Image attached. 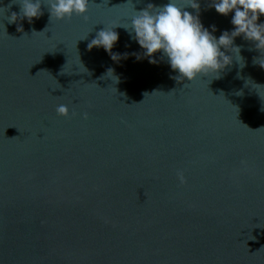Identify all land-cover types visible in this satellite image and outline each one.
<instances>
[{
	"label": "water",
	"instance_id": "obj_1",
	"mask_svg": "<svg viewBox=\"0 0 264 264\" xmlns=\"http://www.w3.org/2000/svg\"><path fill=\"white\" fill-rule=\"evenodd\" d=\"M19 3L0 4V264H264L254 44L234 39L243 68L233 59L218 79L178 83L166 58L88 49L99 30L168 0H90L87 19L63 20L41 0L39 18L9 23ZM211 3L199 0V18L218 38L234 13ZM114 31L113 52L143 53Z\"/></svg>",
	"mask_w": 264,
	"mask_h": 264
},
{
	"label": "clouds",
	"instance_id": "obj_2",
	"mask_svg": "<svg viewBox=\"0 0 264 264\" xmlns=\"http://www.w3.org/2000/svg\"><path fill=\"white\" fill-rule=\"evenodd\" d=\"M44 2L48 6L50 18L63 20L79 15L87 19L85 13L90 0H44ZM2 3L3 0H0V4ZM12 3H16V0H12ZM19 4V14L12 13L8 17L9 23H14L18 15L21 19L26 18L29 23H32L33 18L43 15L41 0H20ZM186 7L195 9L197 14L193 15L186 10ZM209 7L223 16L234 13L230 21L234 26L233 29L222 31L217 38L213 35L217 30L216 26L210 25L211 31H209V28L200 21L199 0H188L183 7L178 6L176 0H168V3L162 6L149 3L146 8L134 11L130 22L125 25L99 30L89 42L88 49L102 47L115 62L127 59L129 55L135 56L137 60L147 58L151 64H158L166 58L170 69L176 73L170 78L178 83L184 80L191 82L197 77L210 74L213 78H220L221 72L232 64L233 59L243 68L245 64L240 55L241 46L234 44V39L242 36L243 39L251 41L261 53L259 58H253V64H258L264 69V22H257L260 16H264V0H212ZM5 10L6 8L0 7V11ZM116 27H123L128 32L129 38L139 45L143 53L113 52L112 49L119 40V33L114 31ZM17 30L23 29L19 27ZM157 52L160 53V59L153 56ZM113 72L114 70L109 68L106 75L111 73L118 83L119 78L113 75ZM240 94L242 93H237ZM56 111L59 115L68 114L66 105H59ZM178 175L180 182L184 183L183 174Z\"/></svg>",
	"mask_w": 264,
	"mask_h": 264
}]
</instances>
